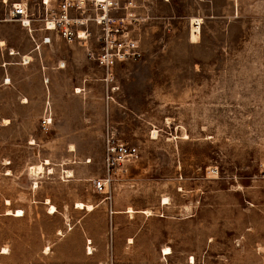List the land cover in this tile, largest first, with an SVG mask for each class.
Returning <instances> with one entry per match:
<instances>
[{"label": "rangeland", "instance_id": "374dc122", "mask_svg": "<svg viewBox=\"0 0 264 264\" xmlns=\"http://www.w3.org/2000/svg\"><path fill=\"white\" fill-rule=\"evenodd\" d=\"M136 2L142 56L112 75L39 22L0 61V264H264V0ZM108 134L138 155L98 191Z\"/></svg>", "mask_w": 264, "mask_h": 264}, {"label": "built area", "instance_id": "2783aa9c", "mask_svg": "<svg viewBox=\"0 0 264 264\" xmlns=\"http://www.w3.org/2000/svg\"><path fill=\"white\" fill-rule=\"evenodd\" d=\"M39 0L40 14L29 10L28 0L3 5L0 22L17 21L31 31L32 21L39 22L45 33L56 32L69 43L85 47L87 56L112 75L117 64L136 61L142 56L140 26L146 21L139 12L136 0ZM27 20V22H25ZM48 35L43 42L48 43ZM48 41V42H47ZM12 50H10L11 53ZM43 124L49 120H42ZM45 126V125H44ZM138 155L135 144L108 134L104 144L103 162L106 175L94 181L96 190H104L111 181V173ZM126 170V169H125Z\"/></svg>", "mask_w": 264, "mask_h": 264}, {"label": "crops", "instance_id": "0c3cea01", "mask_svg": "<svg viewBox=\"0 0 264 264\" xmlns=\"http://www.w3.org/2000/svg\"><path fill=\"white\" fill-rule=\"evenodd\" d=\"M34 22L36 21L31 22L30 28L34 24ZM17 23L19 22L17 21L0 22V53L3 54V57L0 56V61L5 60V61L11 62L12 60H16L19 56H22L24 58L27 56L28 59L35 56V52H34L35 50L33 48V43L31 39H29L25 31L27 27L22 26L21 24L19 26H16ZM11 25L15 26V29L10 28ZM16 27H17V30L21 31V33L15 34ZM49 34H51V32H49ZM45 35L46 33L41 34V36L43 37ZM9 50L14 51V53L7 54V51ZM4 78H9V82H6L5 80V82H2V85L9 87V84L11 83L10 73L3 74V72L0 71V84H1V81L4 80ZM22 102H27V101H22Z\"/></svg>", "mask_w": 264, "mask_h": 264}, {"label": "bare ground", "instance_id": "6f19581e", "mask_svg": "<svg viewBox=\"0 0 264 264\" xmlns=\"http://www.w3.org/2000/svg\"><path fill=\"white\" fill-rule=\"evenodd\" d=\"M25 22H27V20H25ZM190 36H191V40L193 41V38H196V36L199 33V28H200V19L197 17H192L191 18V23H190ZM48 41H50V39H47ZM47 41V42H48ZM27 57V56H26ZM62 66V64H61ZM6 82H9V78H6ZM45 82H48V79H45ZM77 91L80 90L79 88L76 89ZM24 101H27V99L25 98ZM5 123H8V119L4 120ZM50 163V161L48 159H45V161H43L42 163H39L35 166H32L31 169L33 170L34 173H42L44 172L45 166L44 165H48ZM52 167H49V172L52 173ZM38 186V182L34 181V187ZM6 203L9 204L10 201L7 199ZM94 207V205L90 204V203H85L83 201H78L76 203V208L78 209H92ZM56 211V207L53 204H50L47 212L48 213H54ZM129 212H133V209L129 207ZM145 212L149 213V210H145ZM12 214L14 216H22L23 215V210L22 209H17L16 212L13 211ZM88 252H91V247L88 246L87 247ZM165 249H167L168 251H165ZM170 253V248L169 247H164V254H169Z\"/></svg>", "mask_w": 264, "mask_h": 264}, {"label": "snow or ice", "instance_id": "6c2138e0", "mask_svg": "<svg viewBox=\"0 0 264 264\" xmlns=\"http://www.w3.org/2000/svg\"><path fill=\"white\" fill-rule=\"evenodd\" d=\"M165 251H168L167 249H165Z\"/></svg>", "mask_w": 264, "mask_h": 264}]
</instances>
